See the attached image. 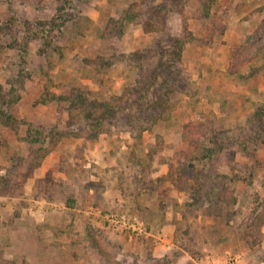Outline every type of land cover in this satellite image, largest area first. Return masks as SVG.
Returning <instances> with one entry per match:
<instances>
[{
  "label": "rangeland",
  "instance_id": "374dc122",
  "mask_svg": "<svg viewBox=\"0 0 264 264\" xmlns=\"http://www.w3.org/2000/svg\"><path fill=\"white\" fill-rule=\"evenodd\" d=\"M0 252L264 264V0H0Z\"/></svg>",
  "mask_w": 264,
  "mask_h": 264
},
{
  "label": "trees",
  "instance_id": "16d2710c",
  "mask_svg": "<svg viewBox=\"0 0 264 264\" xmlns=\"http://www.w3.org/2000/svg\"><path fill=\"white\" fill-rule=\"evenodd\" d=\"M128 18H130V15H127ZM11 118L8 117V121ZM8 123V122H7ZM0 264H17V262H15L14 260H10V259H3L2 258V254L0 252Z\"/></svg>",
  "mask_w": 264,
  "mask_h": 264
}]
</instances>
